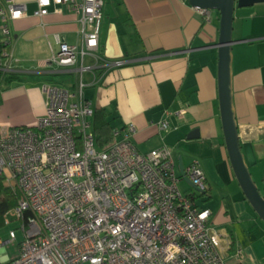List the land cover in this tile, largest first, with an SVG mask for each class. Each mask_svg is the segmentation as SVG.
I'll return each instance as SVG.
<instances>
[{
    "label": "crops",
    "instance_id": "crops-1",
    "mask_svg": "<svg viewBox=\"0 0 264 264\" xmlns=\"http://www.w3.org/2000/svg\"><path fill=\"white\" fill-rule=\"evenodd\" d=\"M25 15L8 21L6 52L14 74L0 88V130L33 127L45 114L44 85L78 89L75 69L46 65L54 36L80 45L78 17L51 5L35 16L36 0H12ZM8 0H0L6 8ZM209 22L187 0H104L98 54L112 64L81 77L83 96L104 110L110 125L134 126L140 153L167 146L184 192V169L197 160L207 192L197 203L212 213L224 264H264V224L245 199L225 148L218 93L220 14ZM1 24V22H0ZM231 96L241 152L255 184L264 174V3L235 6L232 21ZM4 38L0 32V42ZM85 65H92L86 58ZM88 94V96H87ZM165 121L169 130H159ZM191 136V138H188ZM259 180L261 185L256 181ZM240 250L242 255L236 256Z\"/></svg>",
    "mask_w": 264,
    "mask_h": 264
},
{
    "label": "built area",
    "instance_id": "built-area-1",
    "mask_svg": "<svg viewBox=\"0 0 264 264\" xmlns=\"http://www.w3.org/2000/svg\"><path fill=\"white\" fill-rule=\"evenodd\" d=\"M35 16L67 7L78 17L80 45L54 36L57 51L46 65L75 69L76 92L44 85L45 114L33 127L0 130V178L16 195L5 214L22 233L16 259L2 264H224L212 213L197 203L207 192L197 160L184 169L193 193L180 188L172 151L167 146L140 153L132 142L134 126L113 130V141L96 146L94 110L83 96L81 77L111 65L99 54L104 0H36ZM209 22V11L195 9ZM25 15V6L8 0L0 7V88L14 74L6 52L8 21ZM89 58L92 65L84 60ZM159 130L167 132L162 121ZM16 241L0 237V251ZM241 251L236 252L240 257ZM4 258H7L4 256Z\"/></svg>",
    "mask_w": 264,
    "mask_h": 264
},
{
    "label": "water",
    "instance_id": "water-1",
    "mask_svg": "<svg viewBox=\"0 0 264 264\" xmlns=\"http://www.w3.org/2000/svg\"><path fill=\"white\" fill-rule=\"evenodd\" d=\"M199 10L218 11L220 14L218 49V95L221 126L229 163L245 199L264 224V174L259 188L253 181L244 161L239 143L231 96L232 21L235 6L247 7L264 0H187ZM191 138V136H188Z\"/></svg>",
    "mask_w": 264,
    "mask_h": 264
},
{
    "label": "trees",
    "instance_id": "trees-1",
    "mask_svg": "<svg viewBox=\"0 0 264 264\" xmlns=\"http://www.w3.org/2000/svg\"><path fill=\"white\" fill-rule=\"evenodd\" d=\"M91 125L95 143L99 149H104L112 143V133L115 129L111 127L108 114L104 110H94ZM16 202V195L0 178V232L5 227V214L16 206ZM0 264L2 263L0 262Z\"/></svg>",
    "mask_w": 264,
    "mask_h": 264
},
{
    "label": "rangeland",
    "instance_id": "rangeland-1",
    "mask_svg": "<svg viewBox=\"0 0 264 264\" xmlns=\"http://www.w3.org/2000/svg\"><path fill=\"white\" fill-rule=\"evenodd\" d=\"M88 96V94H87ZM258 185H261L259 180L256 181ZM186 184L182 183L180 184V188L182 190H185ZM10 224L8 226H5L1 232L0 237L2 241L8 240V232L10 230H14L16 232V241L14 243H10L4 246L3 250L0 251V260L2 262H5L6 260L11 261L17 258L18 256V244L22 241V233L17 228L19 227L18 222H14L11 218H9ZM6 256L7 258H4Z\"/></svg>",
    "mask_w": 264,
    "mask_h": 264
}]
</instances>
